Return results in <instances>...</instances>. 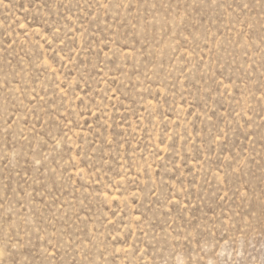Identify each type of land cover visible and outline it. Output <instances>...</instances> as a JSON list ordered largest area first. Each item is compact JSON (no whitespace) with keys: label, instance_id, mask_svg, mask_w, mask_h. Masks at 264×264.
<instances>
[{"label":"rangeland","instance_id":"1","mask_svg":"<svg viewBox=\"0 0 264 264\" xmlns=\"http://www.w3.org/2000/svg\"><path fill=\"white\" fill-rule=\"evenodd\" d=\"M0 264H264V0H0Z\"/></svg>","mask_w":264,"mask_h":264}]
</instances>
